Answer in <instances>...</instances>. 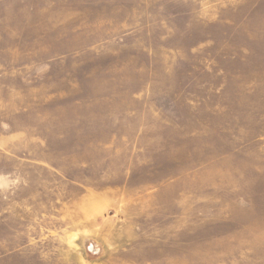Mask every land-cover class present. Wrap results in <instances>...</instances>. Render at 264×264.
<instances>
[{
	"label": "rangeland",
	"instance_id": "374dc122",
	"mask_svg": "<svg viewBox=\"0 0 264 264\" xmlns=\"http://www.w3.org/2000/svg\"><path fill=\"white\" fill-rule=\"evenodd\" d=\"M0 264H264V0H0Z\"/></svg>",
	"mask_w": 264,
	"mask_h": 264
}]
</instances>
